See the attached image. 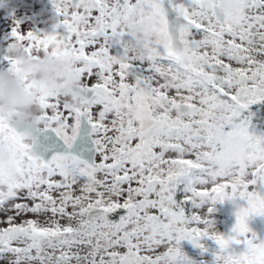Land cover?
I'll return each instance as SVG.
<instances>
[{
    "label": "snow or ice",
    "instance_id": "obj_1",
    "mask_svg": "<svg viewBox=\"0 0 264 264\" xmlns=\"http://www.w3.org/2000/svg\"><path fill=\"white\" fill-rule=\"evenodd\" d=\"M229 3L52 0V32L12 29L7 46L65 57L81 83L75 104L39 92L32 144L0 120L18 176L0 191V264H192L185 239L264 264L247 223L264 216V136L237 121L264 101V0ZM226 199L227 235L209 215Z\"/></svg>",
    "mask_w": 264,
    "mask_h": 264
},
{
    "label": "clouds",
    "instance_id": "obj_2",
    "mask_svg": "<svg viewBox=\"0 0 264 264\" xmlns=\"http://www.w3.org/2000/svg\"><path fill=\"white\" fill-rule=\"evenodd\" d=\"M219 6L225 11L233 8L229 0H219ZM6 54L14 63L11 68L0 69V120L16 129L25 143L32 144L40 128L39 92L59 94L61 99L75 104L73 97L80 86V77L69 59L29 55L21 43L6 46ZM17 178L15 148L10 140L0 136V191L7 192ZM190 212L192 215H207L203 209ZM200 264H223V260L209 262L201 258Z\"/></svg>",
    "mask_w": 264,
    "mask_h": 264
},
{
    "label": "rangeland",
    "instance_id": "obj_3",
    "mask_svg": "<svg viewBox=\"0 0 264 264\" xmlns=\"http://www.w3.org/2000/svg\"><path fill=\"white\" fill-rule=\"evenodd\" d=\"M10 3H13L14 6H17L19 4V0H0V24H2L6 29V31L4 32L10 34L7 37V41H4L2 43L5 47L14 40V37H12L11 35L13 28H19L22 32H27L34 29L36 24L41 25V23H49L54 21L49 13V8H47L48 6L44 8V4L48 5L49 0H35V6L32 11L22 10L18 6L15 8V10L7 12L6 8ZM50 32L52 31H39L37 35L42 36ZM258 102H260L261 104L264 103V101ZM250 106L251 105H249L248 108H250ZM250 111V115L243 118L247 121V130L250 134L256 136H264V118L261 119L260 125H258L257 122L252 119L251 114L254 113V110ZM227 127L228 126H226V128ZM240 203L246 205V202L241 201ZM208 206V203L201 202L199 205V209H196V206L192 205L190 210H206ZM213 208L214 211L209 215L213 220L214 229L221 234L227 235L231 231L232 226L235 223V204L232 201L226 199L223 202H216V204L213 205ZM29 217L35 218L32 217L31 214H29ZM259 218V215L253 214L248 218L247 223L251 232H255L258 239L264 241V234L261 233ZM39 219L43 221L44 216H40ZM203 243L206 250L201 249L198 245L187 239L181 240L179 247L185 254V256L192 262V264H200L201 258L211 262L214 259V254L218 250V248L212 241H208L205 239ZM233 248L237 252L244 250L243 245H233Z\"/></svg>",
    "mask_w": 264,
    "mask_h": 264
},
{
    "label": "flooded vegetation",
    "instance_id": "obj_4",
    "mask_svg": "<svg viewBox=\"0 0 264 264\" xmlns=\"http://www.w3.org/2000/svg\"><path fill=\"white\" fill-rule=\"evenodd\" d=\"M22 10L26 11H32L35 6V0H19V4L17 6H14L13 3H10L9 6L6 8L7 12H10L11 10H15L16 7H18ZM48 6V7H47ZM49 8V13L52 16V19L54 21L49 23H41L36 24L35 28L31 30V32L37 34L39 31H53V26L56 23V14L52 5V0H49V4H44V8ZM0 48H4L5 46L2 44L4 41H7V37L10 35L9 33H6V29L2 24H0ZM57 31H60V29H57ZM6 68L5 63L0 60V69ZM252 105V104H251ZM259 223L261 225V233L264 234V216H260Z\"/></svg>",
    "mask_w": 264,
    "mask_h": 264
},
{
    "label": "trees",
    "instance_id": "obj_5",
    "mask_svg": "<svg viewBox=\"0 0 264 264\" xmlns=\"http://www.w3.org/2000/svg\"><path fill=\"white\" fill-rule=\"evenodd\" d=\"M254 110V113L252 115V119L257 122L258 125H260L261 119L264 118V103L256 102L253 103L250 108H247L246 110L243 111L241 117L237 118V121L243 119L244 117H247L250 115L251 111Z\"/></svg>",
    "mask_w": 264,
    "mask_h": 264
}]
</instances>
